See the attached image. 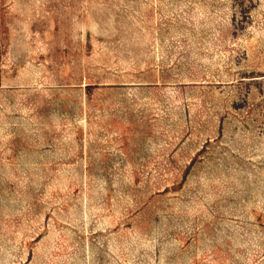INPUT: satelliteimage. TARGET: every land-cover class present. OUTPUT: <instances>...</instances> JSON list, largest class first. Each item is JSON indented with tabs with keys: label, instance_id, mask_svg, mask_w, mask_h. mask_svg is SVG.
<instances>
[{
	"label": "rangeland",
	"instance_id": "obj_1",
	"mask_svg": "<svg viewBox=\"0 0 264 264\" xmlns=\"http://www.w3.org/2000/svg\"><path fill=\"white\" fill-rule=\"evenodd\" d=\"M0 264H264V0H0Z\"/></svg>",
	"mask_w": 264,
	"mask_h": 264
}]
</instances>
